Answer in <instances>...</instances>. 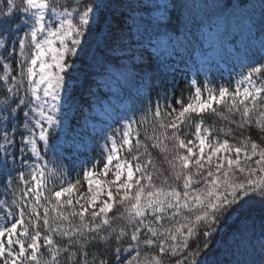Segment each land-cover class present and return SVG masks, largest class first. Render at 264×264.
Returning <instances> with one entry per match:
<instances>
[{"label": "snow or ice", "instance_id": "6c2138e0", "mask_svg": "<svg viewBox=\"0 0 264 264\" xmlns=\"http://www.w3.org/2000/svg\"><path fill=\"white\" fill-rule=\"evenodd\" d=\"M0 264H264V0H0Z\"/></svg>", "mask_w": 264, "mask_h": 264}, {"label": "rangeland", "instance_id": "374dc122", "mask_svg": "<svg viewBox=\"0 0 264 264\" xmlns=\"http://www.w3.org/2000/svg\"><path fill=\"white\" fill-rule=\"evenodd\" d=\"M193 60H195V56H193ZM194 66V67H193ZM201 67L199 61H197L194 65H190V74L195 72ZM213 70L217 73L223 72L224 76L227 77L228 73L231 71V68L225 67V62L221 60L214 61ZM126 104V101L118 102L115 98H111L109 103L103 102L102 106L92 101L91 99V107L85 108L84 115L81 117L75 110L69 113L67 116V124H68V133H71L73 130H76L79 126V123L82 122V127L89 128L92 134H95V131L105 127L106 125L112 124V121L115 119L117 112H121L120 110L124 107L123 105ZM73 114H77L76 119L73 118ZM65 136V135H64ZM61 136V137H64ZM80 144L77 145L76 148H80ZM87 147H91V144L88 143ZM80 171V169H78ZM75 178V177H74ZM81 181H83V176L81 174Z\"/></svg>", "mask_w": 264, "mask_h": 264}, {"label": "trees", "instance_id": "16d2710c", "mask_svg": "<svg viewBox=\"0 0 264 264\" xmlns=\"http://www.w3.org/2000/svg\"><path fill=\"white\" fill-rule=\"evenodd\" d=\"M238 35L240 36L241 42L242 43H245L246 42V37H245L244 33L242 32V30L238 33ZM239 36H237V39H239ZM237 69L239 71V68H237ZM181 90L184 91L185 95H187V93L191 91V89L184 82H182V83L179 84V88L177 89V92H176V95L177 96H180ZM100 98H101V96H100ZM87 137H91L90 134H89V132L88 131H82V138L85 139ZM60 149H68V148L61 147ZM69 161H70V159L69 160H66L65 163L68 164Z\"/></svg>", "mask_w": 264, "mask_h": 264}]
</instances>
